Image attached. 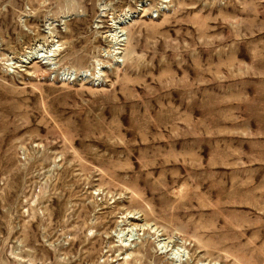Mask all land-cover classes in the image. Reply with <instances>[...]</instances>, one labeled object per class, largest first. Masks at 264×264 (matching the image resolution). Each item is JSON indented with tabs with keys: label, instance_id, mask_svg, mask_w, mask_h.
<instances>
[{
	"label": "rangeland",
	"instance_id": "374dc122",
	"mask_svg": "<svg viewBox=\"0 0 264 264\" xmlns=\"http://www.w3.org/2000/svg\"><path fill=\"white\" fill-rule=\"evenodd\" d=\"M0 264H264V0H0Z\"/></svg>",
	"mask_w": 264,
	"mask_h": 264
},
{
	"label": "bare ground",
	"instance_id": "6f19581e",
	"mask_svg": "<svg viewBox=\"0 0 264 264\" xmlns=\"http://www.w3.org/2000/svg\"><path fill=\"white\" fill-rule=\"evenodd\" d=\"M126 218V217H125ZM136 229V228H135ZM126 259V258H125Z\"/></svg>",
	"mask_w": 264,
	"mask_h": 264
}]
</instances>
